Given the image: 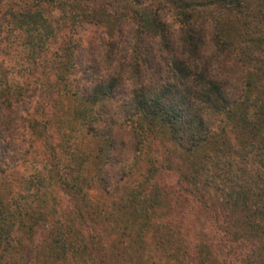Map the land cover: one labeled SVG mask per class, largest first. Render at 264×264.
I'll list each match as a JSON object with an SVG mask.
<instances>
[{
  "label": "trees",
  "instance_id": "16d2710c",
  "mask_svg": "<svg viewBox=\"0 0 264 264\" xmlns=\"http://www.w3.org/2000/svg\"><path fill=\"white\" fill-rule=\"evenodd\" d=\"M153 1L146 10L145 0H34L0 11V38L8 24L21 53L20 66L0 65V264L115 263L82 228L89 189L95 180L110 197L141 158L146 196L131 188L105 204L110 231L120 230L113 258L148 234L168 247L166 264H212L213 252L264 264V0ZM51 118L55 136L44 133ZM78 130L100 140L96 179L84 173L89 152L53 153ZM36 139L45 154L28 159ZM55 188L71 202L63 213ZM179 197L210 214L216 240L178 244Z\"/></svg>",
  "mask_w": 264,
  "mask_h": 264
},
{
  "label": "rangeland",
  "instance_id": "374dc122",
  "mask_svg": "<svg viewBox=\"0 0 264 264\" xmlns=\"http://www.w3.org/2000/svg\"><path fill=\"white\" fill-rule=\"evenodd\" d=\"M24 2H34V0H0V11H3L4 9L8 10L13 9L17 10L16 8H19L20 3ZM48 3H51L48 1ZM55 4V3H54ZM155 4V1L153 0H145L143 3L144 6H146L147 9H151L153 5ZM133 7H136L135 5H132ZM141 6V5H140ZM8 7V8H6ZM52 12H57V8L50 7ZM137 8V7H136ZM140 8V7H139ZM172 19V18H171ZM174 21V19H172ZM5 34L2 35L0 38V54L4 57L0 61V64L3 68H6L9 70L14 66H20L18 56L21 55V53L18 51V48L16 46L17 41L19 40L17 38V32H13L9 30L8 24L5 25L4 29ZM17 31V30H16ZM84 36L86 34L90 35L92 31H83ZM78 36L75 35V38ZM82 38V36H81ZM8 39V40H7ZM7 42H11L7 44V47L4 46V44ZM47 56V54H45ZM1 58V57H0ZM55 120V118H51L48 122V126L45 128L44 133L47 136H50L52 133V136H55L53 134V129L50 127L52 126V122ZM68 120V119H67ZM62 121V120H60ZM60 123L56 124L57 130L59 132L66 131L65 128L62 127ZM71 134L67 135V142L60 143V146L63 144V146H55L54 148V155L58 156H68V154L71 153V150L76 148V150H84L86 152H89V155L86 157V162L84 165L85 169V175L86 178H92L96 179V173H97V165H98V157L96 158L97 154V148L100 144V140L90 137L89 135L84 134L80 130L74 132L71 131ZM37 140V139H36ZM48 143L50 145H53L52 140H49ZM42 142H39L37 140L35 142V147L32 152L29 153L28 159L31 155L38 153L35 157H42L45 154V150L43 148ZM28 163V162H27ZM29 164L25 166V168L22 169V173L25 172V170H28ZM147 162L145 159H139V161L136 163L133 172L128 177V179L120 182L117 187L114 189V191L111 193L110 197L105 196L104 193L99 188V185L94 180L92 182V186L89 189V202H87V206L85 207V212H90V215L86 217V221L82 224V228L84 230L88 231V237L89 241L91 242L90 246L99 245L100 242L105 244V250H103L106 254H108L109 259L111 262H116L113 264H166V259L163 256L165 253H167V248L161 250L160 247L156 248V238H151L148 234L143 235L142 241L140 243H134L132 246V253L127 254L126 256H122L119 259L113 258L114 255L112 251L110 250V247L108 244L111 245L110 241L112 239H115L118 237L120 230H111V224L109 221L105 220V204L109 203L110 198L118 199L122 197L125 194V191L136 188L138 195H141L140 197L146 196L147 188L145 182L142 181V174L146 171ZM161 182L167 183L169 185H172V183L175 180L174 174L170 172V170H162ZM54 195L55 199L53 200V205L57 209V212L63 213L65 210H68L71 206L70 200L61 193V191L57 188L54 189ZM178 197V196H177ZM75 203H79L77 200L73 199ZM142 205L143 201L140 199ZM186 202V203H185ZM194 202V201H193ZM177 203L179 205L175 206V210L172 212V217L174 218V222L177 224L176 229L178 233L176 236L178 239V244H182L183 248L186 250L193 247V245L198 241L199 236L202 237L204 235L208 239H212L215 237H218L217 234L214 232V223L211 222V216L210 214L204 212L201 210L198 204L190 203L185 201L183 198L179 197L177 198ZM177 207V208H176ZM114 232V233H113ZM142 235L140 236V239L142 238ZM157 239H160V235H155ZM101 237V238H100ZM108 237V241L107 238ZM114 237V238H111ZM200 237V238H201ZM88 240V239H87ZM36 245L44 244L42 242V239L38 238V236L35 237ZM213 244H216L215 241H212ZM181 245V246H182ZM219 250L221 247H218ZM170 250V248H169ZM115 252V250H113ZM221 252L223 254V249L221 248ZM214 260L216 259L217 264H237V261L231 257H222L217 256L214 252ZM213 260L212 264H215V261Z\"/></svg>",
  "mask_w": 264,
  "mask_h": 264
},
{
  "label": "clouds",
  "instance_id": "9594fccd",
  "mask_svg": "<svg viewBox=\"0 0 264 264\" xmlns=\"http://www.w3.org/2000/svg\"><path fill=\"white\" fill-rule=\"evenodd\" d=\"M165 20H166L167 23L173 24V21H172L170 16L165 15Z\"/></svg>",
  "mask_w": 264,
  "mask_h": 264
}]
</instances>
